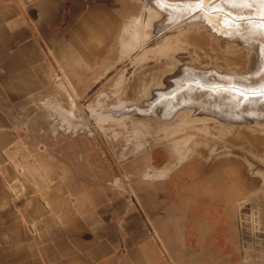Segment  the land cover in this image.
Segmentation results:
<instances>
[{
    "label": "rangeland",
    "instance_id": "rangeland-1",
    "mask_svg": "<svg viewBox=\"0 0 264 264\" xmlns=\"http://www.w3.org/2000/svg\"><path fill=\"white\" fill-rule=\"evenodd\" d=\"M105 4L95 57L67 40V26L46 30L55 52L43 101L59 102L42 110H59L60 132L74 118L59 145L90 146L85 160L134 183L156 232L170 182L175 208L197 206L188 226L203 264H264V0ZM155 239L160 263L173 264Z\"/></svg>",
    "mask_w": 264,
    "mask_h": 264
},
{
    "label": "crops",
    "instance_id": "crops-1",
    "mask_svg": "<svg viewBox=\"0 0 264 264\" xmlns=\"http://www.w3.org/2000/svg\"><path fill=\"white\" fill-rule=\"evenodd\" d=\"M105 1L0 0V264H161L157 234L173 264H203L202 239L188 226L198 218L196 204L180 200L175 208L165 182L156 232L134 183L109 177L106 163L85 160L80 154L90 146L59 145L64 136L73 139L74 118L67 116L60 132L59 110H42L59 102L43 101L55 52L46 30L67 26V40L84 44L83 57H95L90 42L102 36ZM69 150L78 159L66 157Z\"/></svg>",
    "mask_w": 264,
    "mask_h": 264
},
{
    "label": "water",
    "instance_id": "water-1",
    "mask_svg": "<svg viewBox=\"0 0 264 264\" xmlns=\"http://www.w3.org/2000/svg\"><path fill=\"white\" fill-rule=\"evenodd\" d=\"M259 263V261H257Z\"/></svg>",
    "mask_w": 264,
    "mask_h": 264
}]
</instances>
